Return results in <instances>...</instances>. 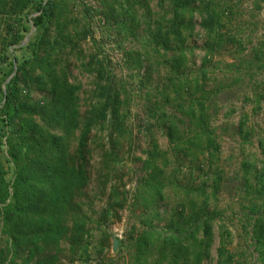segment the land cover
I'll return each instance as SVG.
<instances>
[{
  "label": "trees",
  "instance_id": "obj_1",
  "mask_svg": "<svg viewBox=\"0 0 264 264\" xmlns=\"http://www.w3.org/2000/svg\"><path fill=\"white\" fill-rule=\"evenodd\" d=\"M156 1L165 9L156 20L150 0H99L98 12L120 36L135 41L143 37L139 29L144 20L143 47H151L154 53H173L170 58L165 56L166 82L158 92L161 101L152 111L156 122L163 123L174 152L218 149L206 107L214 92L204 89L205 69L199 70L202 75L196 79L189 78L183 46L195 29L197 13L209 36L218 33L207 44L210 51L238 40L221 34L225 12L214 0L199 7L196 0ZM73 5L72 0H0V80L4 83L0 86V102L4 100L0 109V236L5 242L0 244V264H59L63 242L68 244L72 262L92 260L88 225L93 219L82 201L90 182L88 144L96 125L106 122L110 114L117 115L119 96L108 76L96 91L100 103L82 115L81 86L71 80L67 49L80 40L93 39L90 21L96 10L84 5L80 18ZM32 26H43V30L33 42L21 45L22 35ZM126 56L141 66L140 52L130 51ZM104 70L101 63L100 78ZM194 84L196 92L203 91L196 98ZM162 101L183 118L169 117ZM180 122L188 123L193 136L182 134ZM156 155L158 146L146 162V175L134 197L133 205L141 209L140 227L129 232L127 243L119 240V247L126 246L127 264H203L210 257L218 212L206 211L208 199L202 186L186 187L192 198L161 211L170 181L151 160ZM256 178L259 186L248 180L247 187L261 196L264 174L262 183ZM248 210L251 254L258 264H264V215H260L264 202ZM217 264L247 262L235 260L222 244L217 249Z\"/></svg>",
  "mask_w": 264,
  "mask_h": 264
},
{
  "label": "rangeland",
  "instance_id": "obj_2",
  "mask_svg": "<svg viewBox=\"0 0 264 264\" xmlns=\"http://www.w3.org/2000/svg\"><path fill=\"white\" fill-rule=\"evenodd\" d=\"M207 1L196 0V6ZM72 3L74 14L80 18L84 5L96 10L90 21L93 39L80 40L67 49L71 80L81 86V113L90 114L100 103L96 91L108 76L116 86L119 111L96 125L88 144L90 182L82 201L93 219L88 225L92 260L72 262L68 244L63 242L59 264H127L126 246L118 245L117 252H113V238L126 241L129 232L140 227L141 209L133 205L134 197L155 146L159 155L151 160L161 166L170 181L161 211H170L192 198L193 195L186 193V187L202 186L208 199L204 203L206 211L218 212L213 223L210 257L203 264H217V249L222 244L235 255V260L258 264L251 254L252 217L248 216V209L257 202L262 204L264 194L259 196L251 191L247 182L256 184L257 176L261 183L264 179V0H214L225 12L221 34L238 40L229 42L221 50L210 51L207 44L218 33L209 36L200 25L199 13L195 16V29L183 46L187 56L185 67L192 80L202 75L201 68L206 70L202 82L206 91L214 92L206 107L218 149L204 148L188 154L174 152L163 123L156 122L152 111L153 105L161 101L158 92L166 82L165 56L170 58L173 53L159 54L151 47H143L144 20L139 29L144 38L135 41L132 37L120 36L113 24L105 21L98 12L99 0H72ZM150 6L155 13L153 20L164 15L165 9L156 0H150ZM42 30L43 26H32L28 34L22 35L21 45L33 42ZM130 51L141 53L140 67L129 62L126 53ZM101 63L105 69L103 78L97 71ZM2 80L0 86L4 85ZM195 86L196 98L203 91L196 92ZM218 86L221 89L216 91ZM161 105L169 117L183 118L171 105L163 101ZM179 130L185 137L193 136L188 131V123L180 122ZM3 239L0 236V244L4 246Z\"/></svg>",
  "mask_w": 264,
  "mask_h": 264
},
{
  "label": "water",
  "instance_id": "obj_3",
  "mask_svg": "<svg viewBox=\"0 0 264 264\" xmlns=\"http://www.w3.org/2000/svg\"><path fill=\"white\" fill-rule=\"evenodd\" d=\"M118 245H119V240L113 238V245H112V250H113V252H117V250H118Z\"/></svg>",
  "mask_w": 264,
  "mask_h": 264
},
{
  "label": "built area",
  "instance_id": "obj_4",
  "mask_svg": "<svg viewBox=\"0 0 264 264\" xmlns=\"http://www.w3.org/2000/svg\"><path fill=\"white\" fill-rule=\"evenodd\" d=\"M3 105H4V100L2 102H0V109L3 108Z\"/></svg>",
  "mask_w": 264,
  "mask_h": 264
}]
</instances>
